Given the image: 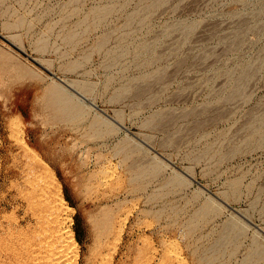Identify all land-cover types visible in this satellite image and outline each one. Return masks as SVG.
<instances>
[{
    "label": "rangeland",
    "instance_id": "obj_1",
    "mask_svg": "<svg viewBox=\"0 0 264 264\" xmlns=\"http://www.w3.org/2000/svg\"><path fill=\"white\" fill-rule=\"evenodd\" d=\"M263 121L264 0H0V264H264Z\"/></svg>",
    "mask_w": 264,
    "mask_h": 264
},
{
    "label": "bare ground",
    "instance_id": "obj_2",
    "mask_svg": "<svg viewBox=\"0 0 264 264\" xmlns=\"http://www.w3.org/2000/svg\"><path fill=\"white\" fill-rule=\"evenodd\" d=\"M157 1V0H156ZM156 3V2H155ZM157 4H158V2H157ZM101 13V12H100ZM101 15V14H100ZM76 35V34H75ZM71 38V37H70ZM73 38V37H72ZM107 38V37H106ZM246 76V75H245ZM242 78H243V76H242ZM244 79V78H243ZM61 82H63V83H65L66 84V86H68V87H70L71 89H73L78 95H80L82 98L80 99L81 100V102H83V99H85V100H87L86 99V97L83 95V94H81L80 92H78L77 90H75L74 88H73V83H71V82H66L65 80H63V79H59ZM242 81V80H241ZM243 83V82H242ZM239 84V83H238ZM78 85V84H77ZM237 87V86H236ZM79 88V87H78ZM83 88V87H82ZM86 89V88H85ZM239 89H241V86L238 88V92L240 91ZM85 91V90H84ZM235 91H236V88H235ZM67 90L66 89H64L63 87H58V93H59V95H61L62 96V98L60 99V98H57V99H60V100H57V102L59 103V104H61V103H68V104H70V101L72 100H70V96H71V93L70 92H68V93H70V95H67ZM86 92V91H85ZM241 92V91H240ZM239 92V93H240ZM236 93V92H235ZM234 93V94H235ZM238 93V94H239ZM58 95V94H57ZM236 95V94H235ZM73 96L75 97L76 95L75 94H73ZM73 97V98H74ZM78 100H79V98H78ZM79 100V101H80ZM72 102V101H71ZM62 105V104H61ZM262 119V118H261ZM264 122V121H263ZM263 124V123H262ZM255 126V125H254ZM260 126H262V125H260ZM260 126H259V128H260ZM257 127V126H256ZM258 128V127H257ZM259 128H258V130L257 131H259ZM262 128V127H261ZM251 133V132H250ZM1 153H0V177H1ZM66 212V211H65ZM232 225V224H231ZM234 226V225H233ZM232 227V226H231ZM233 228H237L236 226H234ZM230 229V228H229ZM232 229V228H231ZM233 230H236V229H233ZM232 230V231H233ZM64 231V230H63ZM69 235V234H68ZM63 238V237H62ZM71 239H72V241H73V244L74 245H76L77 244V241L75 240V238H74V235L72 234L71 235ZM67 241V240H66ZM64 249V248H63ZM67 254H69V252H67V253H62V255L60 256V258H58L57 260H58V264H65V259H64V257L65 256H67ZM57 256V255H56ZM74 264H76V263H78L77 261H78V258L75 256V258H74Z\"/></svg>",
    "mask_w": 264,
    "mask_h": 264
},
{
    "label": "water",
    "instance_id": "obj_3",
    "mask_svg": "<svg viewBox=\"0 0 264 264\" xmlns=\"http://www.w3.org/2000/svg\"><path fill=\"white\" fill-rule=\"evenodd\" d=\"M58 79H60V78H58Z\"/></svg>",
    "mask_w": 264,
    "mask_h": 264
}]
</instances>
